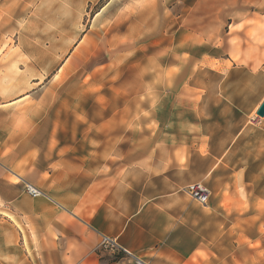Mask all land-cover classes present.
Masks as SVG:
<instances>
[{
    "label": "rangeland",
    "instance_id": "obj_1",
    "mask_svg": "<svg viewBox=\"0 0 264 264\" xmlns=\"http://www.w3.org/2000/svg\"><path fill=\"white\" fill-rule=\"evenodd\" d=\"M263 101L264 0H0L3 157L158 153L202 122L255 124Z\"/></svg>",
    "mask_w": 264,
    "mask_h": 264
},
{
    "label": "crops",
    "instance_id": "obj_2",
    "mask_svg": "<svg viewBox=\"0 0 264 264\" xmlns=\"http://www.w3.org/2000/svg\"><path fill=\"white\" fill-rule=\"evenodd\" d=\"M258 119L243 118L237 130L202 122L195 143H162L161 152L139 157L53 158L41 166L0 150V264H134L101 248L103 236L148 264H264ZM235 149L239 167L228 171L222 167ZM198 157L207 167L199 175L191 171ZM201 179L212 181L206 206L181 192ZM26 183L42 196L27 195Z\"/></svg>",
    "mask_w": 264,
    "mask_h": 264
},
{
    "label": "built area",
    "instance_id": "obj_3",
    "mask_svg": "<svg viewBox=\"0 0 264 264\" xmlns=\"http://www.w3.org/2000/svg\"><path fill=\"white\" fill-rule=\"evenodd\" d=\"M183 191L188 195V197L192 201H194L195 203H197L200 206H206L209 202L210 197H211V193H210L209 189L201 183L190 184L187 187H185ZM25 193H27V195H29L32 198H37V197L42 196V193L39 190H37L36 188H34L32 185H29V184L25 185ZM100 247L103 249H107L111 252L121 253L124 256L131 259L134 264H148L147 262L139 260L138 258H136L134 255H132L128 251L120 248L115 243V241H113L107 237L103 236L101 238Z\"/></svg>",
    "mask_w": 264,
    "mask_h": 264
},
{
    "label": "water",
    "instance_id": "obj_4",
    "mask_svg": "<svg viewBox=\"0 0 264 264\" xmlns=\"http://www.w3.org/2000/svg\"><path fill=\"white\" fill-rule=\"evenodd\" d=\"M256 116L259 118H263L264 117V101L261 103V105L259 106L258 110L256 111Z\"/></svg>",
    "mask_w": 264,
    "mask_h": 264
}]
</instances>
